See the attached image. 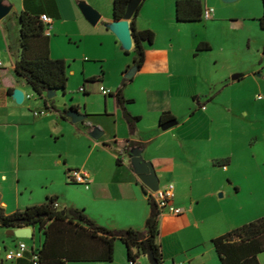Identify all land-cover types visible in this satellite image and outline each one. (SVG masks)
I'll list each match as a JSON object with an SVG mask.
<instances>
[{
	"label": "crops",
	"instance_id": "crops-1",
	"mask_svg": "<svg viewBox=\"0 0 264 264\" xmlns=\"http://www.w3.org/2000/svg\"><path fill=\"white\" fill-rule=\"evenodd\" d=\"M88 1L102 14L99 21L102 24L96 29L92 28L84 16L78 0H21L20 6L6 0V3L13 5V9L9 15L0 19V46H6L9 54L3 56L0 69V203L8 214L27 206L44 204L49 196H58L56 204L60 208H67L61 197L52 193H47L43 202L40 196L38 201L33 200L35 187L28 180L32 171L31 164L35 162L43 171H60L58 180L62 183L82 185L70 179L68 170H86L85 167L82 164H70L68 156L58 152L56 145L68 132L78 138L80 135L91 137L90 132L95 126L89 121L97 116L87 113L86 106L85 111L79 107L78 112L69 111L71 104L61 105L56 99V105L64 115L48 110L45 101L36 95L27 80L16 73L15 63L21 56L20 14L25 9L47 14L52 18V31L55 32L59 28V20L65 19L66 13L78 21L82 33L101 34L110 40L115 60L120 63V70H123L122 76H125L129 66H133L134 54L124 51L126 56L133 55V61L130 63L123 59V64L124 48L116 34L106 26L107 22L116 20L114 12H111V1ZM177 1L142 2L137 18L138 28L153 30L156 38L153 43L147 44L143 67L123 89L124 97L129 100L126 103L127 109L140 117L136 131L133 134L130 132L117 101L114 110L106 109L103 114L113 115L116 126L108 122L97 124L102 126L104 134H113L111 140L102 144L113 158L118 161L120 144L127 140L133 141L136 143L135 148L142 150L144 159L153 162L160 178V187L174 185V204L184 211L179 215L169 212L161 215L158 242L162 248L164 264H222L213 239L242 223L233 219L231 210L217 196L219 192L220 197L233 195L232 189L219 180V175L220 178L223 175L230 178L228 182L235 186L234 192L237 193L240 188L231 174L238 142L235 141L232 128L224 130L223 124L216 123L217 117L224 114L219 112L220 105L216 104L214 89L222 90V86H233L244 81L250 68L255 67L254 70L260 76L264 75V66L262 60L258 63L259 58L244 65L234 59L235 56L238 58L243 49L240 38L237 39L238 34L237 38L234 37L236 34L231 30L238 28L243 31L246 25H252L245 30L255 32L253 22L257 21L260 25L264 2L261 14L251 11L221 14L220 8L224 6L219 0L214 3L203 0L205 9L214 10L212 16L203 17L201 21L182 22L177 18ZM219 26L223 29H217ZM216 29L220 31L219 39L209 34L210 30L215 32ZM52 36L51 32L49 45L50 56L53 58ZM246 37H249L250 45L253 36L249 33ZM202 43H209L210 49H200ZM125 66L128 67L124 70ZM235 74L239 78L234 80L232 76ZM101 76L97 77L101 79ZM100 82L103 83V79ZM95 84L85 85V97L92 93L91 87ZM109 84L113 87L119 85L117 81H110ZM17 88L27 95L22 104L13 97ZM104 97L107 103L109 99H115L105 94ZM233 111L231 104L228 112ZM80 112L83 113L82 119L77 118ZM168 123L172 125L164 129L163 125ZM220 137L222 145H214V140L218 141ZM71 141L75 148L79 147L74 138ZM95 149L92 147L91 152ZM178 153H182V156ZM119 158L121 161L113 164L107 172H88L90 184L88 187L84 185L83 192L78 200L72 201L71 208L83 209L97 224L109 229L134 228L144 231L151 210L149 196L132 167L130 156L124 152ZM42 186L45 184L42 183ZM10 238L13 242L11 246L4 239L0 240V264H31L29 254L25 258L12 260L14 262L6 258L7 252L4 254L3 251L14 248L20 240ZM67 264L130 262L126 245L117 240L115 256L111 261L82 260L68 261ZM137 264H150L148 256L141 255Z\"/></svg>",
	"mask_w": 264,
	"mask_h": 264
},
{
	"label": "rangeland",
	"instance_id": "rangeland-1",
	"mask_svg": "<svg viewBox=\"0 0 264 264\" xmlns=\"http://www.w3.org/2000/svg\"><path fill=\"white\" fill-rule=\"evenodd\" d=\"M10 1H13L16 6H20L21 0ZM85 1L91 4L88 0ZM110 1L112 12L113 1ZM206 1L210 3L216 2V0ZM219 1L224 6L220 8L221 14L225 12L241 13L247 11L261 14L263 12V0ZM64 14L66 17L63 20H59L58 30L55 32L51 31L53 35L52 56L53 58L66 60L69 82L66 94L60 90L55 99L61 105L71 104L72 106L79 107L81 111H85L84 106H86L87 113L97 115L89 121L95 127L102 128L97 123L103 122L112 123L113 127H115V117L113 115L106 116L103 114L106 109L109 111L114 110L117 104L116 99H109L107 103L104 94L100 90V86L104 85L116 92L123 82V70H120L118 66L120 63L115 60L113 44L101 34L82 33L78 21L70 18L66 13ZM101 24H91V26L96 29ZM253 24L255 25V32L245 30V28L248 29L252 25H246L243 31L238 28L231 29L236 34L234 37L237 38L238 34L239 37L237 39L240 38L243 49L238 58L235 56L234 59H237L239 64L244 65L259 58L258 63L262 60L264 66V30L260 28L259 22L255 21ZM220 27H217V29ZM219 32V30L215 32L210 30L209 34H211L210 36L212 38L219 39ZM245 32L253 36L250 45L248 41L249 37H246L248 34L244 35ZM122 50L123 64L125 61L132 63L133 55L126 56L125 50ZM5 54H8L6 46H0L1 59ZM211 60L212 57L210 56L209 61ZM127 67L125 66L124 70ZM250 69L244 81L233 86H222V90L218 88L214 89L216 104L217 106L218 104L220 105L219 112L221 111L220 113L224 114V116L220 114L217 117L216 123L223 124L224 130L232 128L234 130L235 141L238 142L231 174L233 181L240 188L237 193L234 192L235 186L228 182L230 178H225L224 175L220 178L221 175H219V180L232 189L233 195L220 197L221 192H219L217 196L218 200L223 201L225 207L231 210L233 219L242 223L241 225L264 216V75L260 76L259 72L254 70L255 67ZM100 75H102L101 79H103V83L97 82L93 85L91 87L92 93L85 97L82 90L85 81ZM110 81H117L119 85L113 87L109 84ZM219 90L220 92H218ZM27 100L31 101L29 99ZM84 103L86 104L84 105ZM231 104L234 107V111L228 112ZM80 114L82 115L83 113L80 112ZM81 115H78L77 118L82 119ZM112 137L113 134H110V136L104 134L100 139H94L89 136L85 137L83 135H80L78 138L77 135L74 137L72 132H68L67 136L59 139L56 147L58 152H63L68 156L70 164H82L86 171L90 173H94L95 171H101L103 173L111 170L113 164H117L118 162L117 158H113L111 152L102 145L104 141L111 140ZM72 138L78 142V148H75L73 141H71ZM221 143H223L222 138L218 141L215 139L213 144L218 146V144L222 145ZM92 147H96L94 152H91ZM178 154L182 156V153ZM63 163L64 158L62 157V165ZM64 167L66 168V166ZM220 169H223V167ZM31 170L30 179L28 180L35 187V191L32 194L34 201H38L37 198L40 196L39 198L43 202L48 195L47 193H52L53 195H59L63 205L70 209L72 207V201L78 200L80 193L85 188L84 185H68L66 182H60L58 180L60 171L52 169L50 172L43 171L35 162L31 164ZM42 183L45 186H42ZM8 195L9 193L7 192ZM26 198H29L28 194ZM35 228V237L26 238L25 240L30 246L37 249L40 246L43 235L39 231L38 226H35ZM2 239L6 241L7 245H13L12 239L7 235V229L0 227V240ZM11 249L13 247L9 250ZM3 252L6 254V251ZM259 259L261 264H264V253L260 255ZM11 262L14 261L11 260Z\"/></svg>",
	"mask_w": 264,
	"mask_h": 264
},
{
	"label": "trees",
	"instance_id": "trees-1",
	"mask_svg": "<svg viewBox=\"0 0 264 264\" xmlns=\"http://www.w3.org/2000/svg\"><path fill=\"white\" fill-rule=\"evenodd\" d=\"M129 1L114 0L113 12L117 20L124 18ZM141 6L142 4L130 19L134 47L130 51L125 50L127 54H134L133 65L139 69L146 61L147 44L153 43L156 38L153 30L138 28L137 18ZM204 10L203 0L177 1L179 21H201ZM41 15V11L25 9L19 16L21 56L15 63V71L19 76L24 77L36 95L45 101L48 110L60 112L63 116L64 112H61L56 105L55 98L47 99L46 95L48 90H54L57 93L62 90L64 94L66 93L69 82L68 65L64 59L50 56L51 34H47L46 24L41 19ZM259 21L261 28L264 29V13ZM199 48L207 50L210 49V45L202 43ZM100 81V77L94 76L85 81L82 90L87 92L86 84ZM131 81L132 79L124 76L122 85L109 96L114 97L122 108L124 118L133 134L140 117L133 115L127 109L126 103L129 100L123 95V88ZM70 110L78 111V107L71 105ZM120 145L118 162L121 161L120 154L125 152L130 155L136 143L127 140ZM71 170L70 168L68 173ZM143 186L149 196L151 207L144 231L134 228L116 230L101 226L83 209L55 206L58 196H49L44 204L32 205L10 214L5 212L0 203V226L6 229L38 226L43 239L40 247L34 250L38 255L37 264H67L68 261L82 260L111 261L115 256L117 240L126 245L130 263L137 262L143 249L145 252H153L159 263L164 264L162 248L158 242L161 212L153 192L145 185ZM213 242L222 264H261L259 256L264 253V216L214 238ZM31 264L34 262L31 261Z\"/></svg>",
	"mask_w": 264,
	"mask_h": 264
},
{
	"label": "water",
	"instance_id": "water-1",
	"mask_svg": "<svg viewBox=\"0 0 264 264\" xmlns=\"http://www.w3.org/2000/svg\"><path fill=\"white\" fill-rule=\"evenodd\" d=\"M226 2H232L234 0H224ZM143 0H130L127 5V10L124 18L122 20H114L112 22H107L106 26L111 29L119 39L124 50H132L134 47V41L132 36V30L130 26V19L133 17L134 13L138 10ZM79 7L83 12L84 16L88 21L97 25L102 18V14L91 4L85 0L79 1ZM13 9L12 4L6 3V0H0V19L5 18ZM264 54V51H263ZM139 68L136 65L131 66L126 72L125 76L129 79H133ZM239 75L235 74L232 79H238ZM57 92L54 90L47 91V99L55 98ZM13 97L15 100L22 104L25 101V92L19 88L14 90ZM71 111V110H69ZM78 112V111H76ZM82 116V115H81ZM172 124H164L163 128L166 129ZM104 135V130L100 127H95L91 132L90 136L94 139H100ZM132 167L134 168L136 174L142 183L152 192H156L160 189V178L155 169L153 162L145 160L142 155V150L139 148H134L132 153L129 155ZM36 225L10 228L7 230V235L11 237H16L20 239L33 238V229ZM141 255H146L149 258L150 264H160L157 257L151 251H144L141 249Z\"/></svg>",
	"mask_w": 264,
	"mask_h": 264
},
{
	"label": "built area",
	"instance_id": "built-area-1",
	"mask_svg": "<svg viewBox=\"0 0 264 264\" xmlns=\"http://www.w3.org/2000/svg\"><path fill=\"white\" fill-rule=\"evenodd\" d=\"M214 10L212 8H206L204 10L203 17L204 18H210L213 14ZM41 19L46 24V32L47 34H51L52 31V18L49 17L47 14H42ZM2 68V59L0 58V69ZM100 90L105 95H110L113 91L104 85L100 86ZM27 95L25 94V98ZM28 97H31L29 95ZM69 177L71 180L75 181L76 183L89 186L90 180H89V173L80 168H73L69 172ZM154 199L158 205V208L160 209L161 215L165 212H169L172 214L179 215L184 210L180 207L175 206L174 204V185L171 184L167 187H160V189L156 192H153ZM55 206H58V204H55ZM36 250L35 248H31V246L26 242L25 239H20L19 242L16 244V246L11 250H6V258L8 260H16L20 258H25L27 254H30L29 257L31 261L34 262V264H37L38 262V255L34 252ZM130 264H137V262H131Z\"/></svg>",
	"mask_w": 264,
	"mask_h": 264
}]
</instances>
